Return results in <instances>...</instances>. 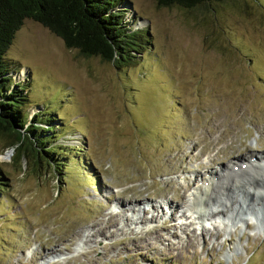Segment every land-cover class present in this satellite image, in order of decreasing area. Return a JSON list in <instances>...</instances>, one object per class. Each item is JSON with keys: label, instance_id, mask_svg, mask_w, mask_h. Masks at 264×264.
Returning a JSON list of instances; mask_svg holds the SVG:
<instances>
[{"label": "rangeland", "instance_id": "1", "mask_svg": "<svg viewBox=\"0 0 264 264\" xmlns=\"http://www.w3.org/2000/svg\"><path fill=\"white\" fill-rule=\"evenodd\" d=\"M121 7L148 33L129 63L85 56L28 17L4 51L28 122L49 112L60 164L42 157L34 172L0 135V264H264V204L231 208L243 179L223 207L195 191L209 170L264 154V0Z\"/></svg>", "mask_w": 264, "mask_h": 264}, {"label": "trees", "instance_id": "2", "mask_svg": "<svg viewBox=\"0 0 264 264\" xmlns=\"http://www.w3.org/2000/svg\"><path fill=\"white\" fill-rule=\"evenodd\" d=\"M209 1L220 0H156L161 5L176 4L188 9ZM124 2L0 0V135L13 147L14 157L29 158L32 171L37 172L42 157L46 165L60 163L55 153L57 143L51 120L41 117L49 116V112L33 113L28 122L25 87L3 56L14 31L28 17L58 36L66 47L76 48L85 56L96 55L114 64L129 63L149 41L142 27L132 28L125 20V9L121 7ZM1 175L0 172V189Z\"/></svg>", "mask_w": 264, "mask_h": 264}, {"label": "bare ground", "instance_id": "3", "mask_svg": "<svg viewBox=\"0 0 264 264\" xmlns=\"http://www.w3.org/2000/svg\"><path fill=\"white\" fill-rule=\"evenodd\" d=\"M239 161V160H238ZM230 167L227 169L223 167V169L218 168V172L215 171L212 173L211 170L204 173L203 177L197 180V195L205 198L208 200H214L218 202L221 206V198L218 195H226L230 190L236 189V185L232 184V181L236 176L243 179V184L239 185L242 189L241 200L234 201L231 204L232 210L235 207H241L242 204L246 203L249 206H255L259 208L260 205L264 204V154H250L247 159L241 158L238 164H233L234 161L230 160ZM215 170V169H213ZM220 170V171H219ZM239 190V189H238ZM220 191V192H219ZM217 193V195H215ZM181 195V193H178ZM177 194V195H178ZM206 200L203 202L205 203ZM132 204L125 203L123 201H119V206L121 207V211L130 209ZM219 205V206H220ZM225 206V205H224ZM264 206V205H263ZM223 207V206H222ZM123 208V209H122ZM151 208L156 209V206L151 205ZM176 205L172 204V201L167 203V209L171 212L175 210ZM223 208H218L215 210H211L209 213L212 215L219 214L223 212ZM172 213V212H171ZM210 215V216H211ZM199 216H209L204 212H199ZM139 220H141L139 218ZM100 229L96 228V232H99ZM86 238V237H85ZM57 241V240H56ZM86 242V239H85ZM58 250V249H57ZM51 250V252H54Z\"/></svg>", "mask_w": 264, "mask_h": 264}]
</instances>
